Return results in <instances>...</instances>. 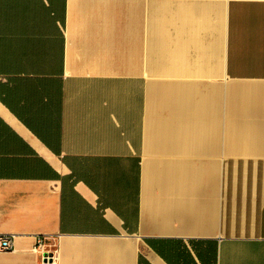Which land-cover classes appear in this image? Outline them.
<instances>
[{
  "label": "crops",
  "instance_id": "obj_1",
  "mask_svg": "<svg viewBox=\"0 0 264 264\" xmlns=\"http://www.w3.org/2000/svg\"><path fill=\"white\" fill-rule=\"evenodd\" d=\"M0 233V264H264V0H0Z\"/></svg>",
  "mask_w": 264,
  "mask_h": 264
},
{
  "label": "built area",
  "instance_id": "obj_2",
  "mask_svg": "<svg viewBox=\"0 0 264 264\" xmlns=\"http://www.w3.org/2000/svg\"><path fill=\"white\" fill-rule=\"evenodd\" d=\"M55 237L51 235H37L35 237L34 249L41 253L43 256H47L52 252V249H48L51 246H55ZM14 247V239L12 234L0 233V251L11 250Z\"/></svg>",
  "mask_w": 264,
  "mask_h": 264
}]
</instances>
